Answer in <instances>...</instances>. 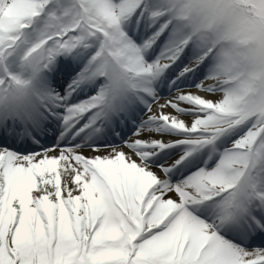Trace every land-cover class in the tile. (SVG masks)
<instances>
[{
  "label": "snow or ice",
  "instance_id": "1",
  "mask_svg": "<svg viewBox=\"0 0 264 264\" xmlns=\"http://www.w3.org/2000/svg\"><path fill=\"white\" fill-rule=\"evenodd\" d=\"M0 264H264V0H0Z\"/></svg>",
  "mask_w": 264,
  "mask_h": 264
},
{
  "label": "bare ground",
  "instance_id": "2",
  "mask_svg": "<svg viewBox=\"0 0 264 264\" xmlns=\"http://www.w3.org/2000/svg\"><path fill=\"white\" fill-rule=\"evenodd\" d=\"M168 111H171L170 109Z\"/></svg>",
  "mask_w": 264,
  "mask_h": 264
},
{
  "label": "rangeland",
  "instance_id": "3",
  "mask_svg": "<svg viewBox=\"0 0 264 264\" xmlns=\"http://www.w3.org/2000/svg\"><path fill=\"white\" fill-rule=\"evenodd\" d=\"M171 110V109H170Z\"/></svg>",
  "mask_w": 264,
  "mask_h": 264
}]
</instances>
